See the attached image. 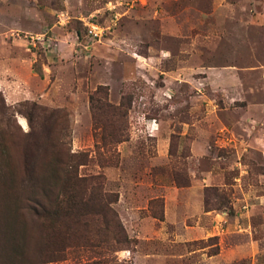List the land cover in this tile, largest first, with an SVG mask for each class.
<instances>
[{"label": "rangeland", "instance_id": "rangeland-1", "mask_svg": "<svg viewBox=\"0 0 264 264\" xmlns=\"http://www.w3.org/2000/svg\"><path fill=\"white\" fill-rule=\"evenodd\" d=\"M0 264H264V0H0Z\"/></svg>", "mask_w": 264, "mask_h": 264}, {"label": "built area", "instance_id": "built-area-1", "mask_svg": "<svg viewBox=\"0 0 264 264\" xmlns=\"http://www.w3.org/2000/svg\"><path fill=\"white\" fill-rule=\"evenodd\" d=\"M120 6L123 7L124 4L119 2V4L116 5L109 1L106 4V8L103 12L92 13L88 17L80 19L87 43L84 45L85 48H88L94 42H100L109 31L116 27L120 17L123 14L120 10H118ZM103 17L106 18L104 22H101V18ZM59 22L63 24L65 23V19L62 18V20ZM16 35L18 36L19 34L16 33ZM45 36L46 33H39L35 35L30 34L29 38L31 45L35 46L36 42H43ZM88 42H91V44Z\"/></svg>", "mask_w": 264, "mask_h": 264}, {"label": "trees", "instance_id": "trees-1", "mask_svg": "<svg viewBox=\"0 0 264 264\" xmlns=\"http://www.w3.org/2000/svg\"><path fill=\"white\" fill-rule=\"evenodd\" d=\"M100 91H103V93H104V99L105 98H107V96H108V88L106 87V85H98L97 86V88L95 89V91L93 92V93H91L90 95H89V101H90V103H91V108H92V103H93V101H94V94L95 93H98V92H100ZM106 105V107L107 108H111V109H113V110H117V112H120V107H122L123 106V102L121 101L117 106H114V105H111V104H109V103H106L105 104ZM101 129H102V134H103V132H104V130H105V128H106V125L103 123L102 125H100L99 126ZM105 138H106V135L105 134H103L102 135V140L104 141L105 140ZM121 140H123V138H119V139H117L116 141L118 142V141H121ZM79 180V179H78ZM81 181H82V179H80ZM80 181V182H81ZM81 189H84V187H82L81 186ZM87 200H83V201H81V200H77L76 198L75 199H73V201H65V205H89V203L88 202H86ZM91 201H96V199L93 197V198H91ZM87 239H90V237H81V238H79V239H76V240H78V242L75 240V241H71V243H72V245L73 246H88L87 244H82V242H85V243H88V240ZM79 243V244H78ZM71 246V245H70Z\"/></svg>", "mask_w": 264, "mask_h": 264}, {"label": "bare ground", "instance_id": "bare-ground-1", "mask_svg": "<svg viewBox=\"0 0 264 264\" xmlns=\"http://www.w3.org/2000/svg\"><path fill=\"white\" fill-rule=\"evenodd\" d=\"M21 120H22L23 125L26 126V121L23 118H21Z\"/></svg>", "mask_w": 264, "mask_h": 264}, {"label": "crops", "instance_id": "crops-1", "mask_svg": "<svg viewBox=\"0 0 264 264\" xmlns=\"http://www.w3.org/2000/svg\"><path fill=\"white\" fill-rule=\"evenodd\" d=\"M31 60H32V62L34 61V59H32V58H30ZM43 67H46V65L45 64H43Z\"/></svg>", "mask_w": 264, "mask_h": 264}]
</instances>
